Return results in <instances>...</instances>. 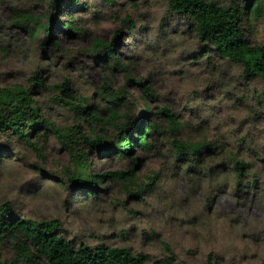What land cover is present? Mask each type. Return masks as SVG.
<instances>
[{
	"label": "rangeland",
	"instance_id": "obj_1",
	"mask_svg": "<svg viewBox=\"0 0 264 264\" xmlns=\"http://www.w3.org/2000/svg\"><path fill=\"white\" fill-rule=\"evenodd\" d=\"M87 1L88 8L72 12L77 29L59 23L69 18L60 10L51 20L59 45L46 41L42 46L43 34L33 40L13 20L22 14L41 15L48 4L0 0V86L21 83L33 89L28 77L42 68L45 85L33 89V96L41 113L57 126L75 120L64 101L71 99L68 91L74 100L94 95L91 103L97 100L103 106L107 99L99 90L106 87L122 101L130 100L125 110L132 116L146 111V105L150 113L158 112L154 118L162 130L153 131L149 147L134 149L137 179L129 183L106 177V190L96 197L60 183L70 158L54 134L41 141L43 157L0 134V144L9 150L0 160V202H12L19 216L59 219L64 235L76 243L128 247L144 254L146 264H264V82L245 78L240 65L216 56L164 0ZM262 5L261 19L250 28L243 23L251 42L264 40V0ZM129 17L135 24L131 32ZM94 39L116 44L132 81L125 80V69H109L111 61L91 51ZM137 79L144 85L136 84ZM165 107L180 125L175 133L160 112ZM84 127L90 132L89 125ZM91 127L105 135L107 128L97 123ZM107 130L114 140L117 132ZM174 138L228 140L234 152L251 162L258 183L210 189L207 177L195 179L175 165L170 152ZM91 163L94 173L133 165L93 152ZM0 254L17 257L10 241L0 240ZM21 264L48 263L38 259Z\"/></svg>",
	"mask_w": 264,
	"mask_h": 264
},
{
	"label": "trees",
	"instance_id": "obj_2",
	"mask_svg": "<svg viewBox=\"0 0 264 264\" xmlns=\"http://www.w3.org/2000/svg\"><path fill=\"white\" fill-rule=\"evenodd\" d=\"M48 4V11L41 15L22 14L15 17L13 22L24 28L25 33L33 40L41 33L42 46L46 41L59 45L53 34L51 20L60 10L68 14L62 23L70 31L77 29V23L72 18L74 9L81 11L89 7L86 0H42ZM110 5L115 0H102ZM168 10L179 16L188 30L195 32L197 38L214 54L240 65L242 75L247 78H260L264 82V40L251 42L244 32L243 23L250 28L252 21L262 18L263 0H245L244 3L232 1L222 5L215 0H164ZM46 19V20H45ZM129 21V31H133L135 24ZM253 27H251L252 29ZM249 29V30H251ZM254 30V28H253ZM90 49L98 53V58L110 60L109 69L119 67L127 71L125 80L132 81L128 65L116 50V44L94 39ZM210 58V56H208ZM43 69H36L29 77L33 89L43 88L45 79ZM107 77H105V80ZM136 84L143 86L144 81L137 79ZM33 89L21 83L0 86V134L9 138L10 144H25L36 154L44 156L41 141L49 134L55 137L70 158V164L65 167L61 184L83 192L90 197H96L103 186L106 177L125 179L133 183L137 179L135 166L139 158L134 157V149L147 148L153 131H161L162 127L155 120L158 112L146 111L132 116L127 107H131L130 100H121L116 91L99 90L105 96L106 103L101 106L97 100L91 103L94 95L74 97L67 92L71 99L64 100L72 110L75 120L65 126H57L54 121L41 113L38 101L33 96ZM146 93L151 92L145 87ZM264 104V100H263ZM167 119L169 128L175 133L180 125L172 111L165 107L161 111ZM99 124L102 128H111L117 132L116 138L111 140L108 130L105 135L97 133L91 127ZM84 125H89L90 132ZM105 125V126H103ZM14 147V146H13ZM16 155L18 148H13ZM114 155L123 160H130L133 164L126 169H117L105 173H94L91 154ZM175 165L183 170L187 176L198 179L200 175L207 177L210 189L219 191L222 187L242 186L250 182L258 183V176L252 172V164L238 152H234L228 140L223 142L208 139L179 140L174 138L170 149ZM9 155V150L0 144V160ZM231 179V180H229ZM131 195L138 190L131 189ZM63 224L57 218H32L19 216L12 202H0V240L10 241L17 252V257L3 258L0 254V264H21V262H36L45 260L48 264H146L144 254H135L125 246L98 244L91 246L85 242L76 243L63 233Z\"/></svg>",
	"mask_w": 264,
	"mask_h": 264
}]
</instances>
